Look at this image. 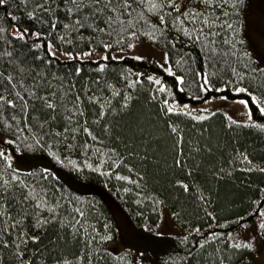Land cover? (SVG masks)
<instances>
[{
    "label": "trees",
    "instance_id": "obj_1",
    "mask_svg": "<svg viewBox=\"0 0 264 264\" xmlns=\"http://www.w3.org/2000/svg\"><path fill=\"white\" fill-rule=\"evenodd\" d=\"M259 1L176 0L202 13L195 23L153 9L160 0L119 17L95 0L0 5V151L31 160L0 158V264H152L156 251L168 264H241L258 252L264 228L255 243L234 233L264 223V62L248 25ZM147 43L167 66L134 51ZM221 99L247 101L250 120L200 113ZM163 214L184 237L157 230Z\"/></svg>",
    "mask_w": 264,
    "mask_h": 264
},
{
    "label": "rangeland",
    "instance_id": "obj_2",
    "mask_svg": "<svg viewBox=\"0 0 264 264\" xmlns=\"http://www.w3.org/2000/svg\"><path fill=\"white\" fill-rule=\"evenodd\" d=\"M256 7L251 13L248 15V25L251 31V35L253 38V42H256L257 51L261 55V60L264 62V1L261 0L259 3H255ZM136 53L149 54L150 56L156 59L160 64L167 66V56L165 51L161 48L154 46L151 43H147L144 45H139L134 48ZM238 101L228 102L225 100H215L210 101L204 107H202L201 114L207 113L206 110L212 111L213 109L222 107L226 109L228 115L235 121L245 123L250 120V112L248 106L242 104ZM4 136L0 134V147L3 142ZM7 149H4V154L7 157L9 163H11L18 170H28L31 160L26 157L19 155L13 149L9 148V152H6ZM13 155V156H12ZM261 221L256 220L255 222L245 224L242 228L238 229L234 235L236 239H240L244 242H253L255 243L257 239L260 237V223ZM157 230L170 237H184V232L177 226V224L172 220L171 215L163 214L162 219L157 225ZM126 236L128 234H125ZM184 235V236H183ZM126 236H124V241H126ZM121 245V244H120ZM121 249L123 253H125V249L129 246L121 245ZM130 248V247H129ZM136 254H139L136 250ZM168 264L162 254L156 251V256L154 257V262L152 264ZM141 264H146L143 262ZM241 264H264V240L261 243V248L258 252L252 257Z\"/></svg>",
    "mask_w": 264,
    "mask_h": 264
},
{
    "label": "snow or ice",
    "instance_id": "obj_3",
    "mask_svg": "<svg viewBox=\"0 0 264 264\" xmlns=\"http://www.w3.org/2000/svg\"><path fill=\"white\" fill-rule=\"evenodd\" d=\"M5 2H6V0H0V5L5 4ZM71 2L78 4L79 2H81V0H71ZM95 3L96 4L104 3V8L105 9H108V10H110L112 12L117 13V17H119V15L123 14V10H133L134 11L133 5L135 3H137V0H95ZM165 3L167 4L168 7H170L172 9V11L174 13H178L177 19H180V17H183L184 19H188L189 16H191L192 22L195 23V21L200 17V15H202V13H200L199 11H197L195 9H193V10L184 9L183 11H181V5L177 4L176 0H160V3H155L154 2L152 7H153V9H158V8L163 7ZM203 3L210 4L211 0H203ZM101 10H103V9H101ZM12 19L15 20L16 17L13 16ZM160 19H161V23H163L164 22V17L161 16ZM108 22L109 23L114 22L112 16H109ZM203 23L205 25L209 24V21L207 20V18H205ZM65 27H67V25H65ZM0 31H3V29H0ZM17 31H19V30H17ZM100 31H103V29H100ZM200 31L202 32L203 29H201ZM34 35H38V34H34ZM133 35H135V33H133ZM23 37H24V33L23 32H19V38L23 39ZM133 46L134 45H128V47H133ZM37 47H39V45H37ZM48 47L51 49L52 45L49 44ZM104 47H105V49H108V48L111 47V45H104ZM50 55L54 56L55 53L54 52H50ZM68 55H69L70 59H75L76 58V57H72L71 54H68ZM89 55H91L90 52L83 53V56H89ZM102 59L107 60L108 57L104 56V57H102ZM113 59H115V57H113ZM136 59H141V58L140 57H136ZM103 68H104V65L101 64L100 65V70H103ZM80 70L81 69L77 68L76 69L77 73H79ZM167 71L169 72L170 75L172 74L171 69H168ZM176 79L178 81L182 82V77H176ZM149 80H152V77H149ZM155 83L158 84V85H161L160 88H159L160 92H164L165 91V87L161 84L160 80H155ZM208 84H209V81H208L207 77H205L204 78V83L201 85V89L202 90H210V89L207 88ZM217 91H219V89H217ZM245 91H246V89H243V88H237L236 89V92H238V93L245 92ZM2 99H3V97H0V100H2ZM252 100H253V102H256V97H252ZM239 102L242 103V104H245V106L247 107V101L241 100ZM165 103L167 104V101H165ZM47 107L52 108L53 105L51 103H48ZM184 107L187 108L186 105ZM168 111L169 112H173L174 108L172 106H169L168 107ZM260 111L262 113H264V107L260 108ZM194 118L202 120V119H205L206 117L200 116V117H194ZM84 131L88 132V129L85 128ZM173 131H176V129L173 128ZM93 139H95V137H93ZM9 143H11V142L9 141ZM0 158L7 159V157L5 156L3 151H0ZM179 163H180V161H177V164H179ZM9 167H11L10 164H9ZM12 179L13 180H17V177L15 175H13ZM261 215L264 216V212H261ZM260 227L264 228V223H262L260 225ZM105 239H107V238H105ZM252 246L253 245L251 243H246V244H243V245L242 244H236L235 245L236 248L244 247V248H249V249L252 248ZM65 264H67V262H65Z\"/></svg>",
    "mask_w": 264,
    "mask_h": 264
}]
</instances>
